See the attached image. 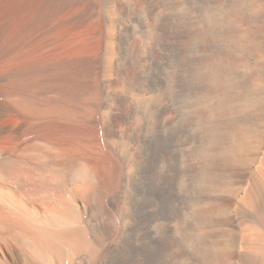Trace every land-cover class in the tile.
Returning <instances> with one entry per match:
<instances>
[{"label": "bare ground", "instance_id": "6f19581e", "mask_svg": "<svg viewBox=\"0 0 264 264\" xmlns=\"http://www.w3.org/2000/svg\"><path fill=\"white\" fill-rule=\"evenodd\" d=\"M140 2L1 34L0 264H264V0Z\"/></svg>", "mask_w": 264, "mask_h": 264}, {"label": "rangeland", "instance_id": "374dc122", "mask_svg": "<svg viewBox=\"0 0 264 264\" xmlns=\"http://www.w3.org/2000/svg\"><path fill=\"white\" fill-rule=\"evenodd\" d=\"M34 0H0V36L3 33L5 34H16L15 32L20 27L21 24V14L26 10V8L29 7L31 3H33ZM138 0H136V9L140 8V0L137 3ZM23 5V6H22ZM25 7V8H24ZM22 9H24L22 11ZM20 22V23H19ZM18 27V28H16ZM9 29V30H7ZM11 29V30H10ZM5 30V31H4ZM8 31V32H7ZM13 44V48H11V52L7 51L4 52L5 54H0L3 58L15 56V55H21V35L17 36ZM135 44V40L132 41V45ZM15 47V48H14ZM101 49V45L96 49V52L98 53ZM13 50V51H12ZM10 52V54H9ZM13 53V54H12ZM17 53V54H16ZM9 55V56H8Z\"/></svg>", "mask_w": 264, "mask_h": 264}]
</instances>
